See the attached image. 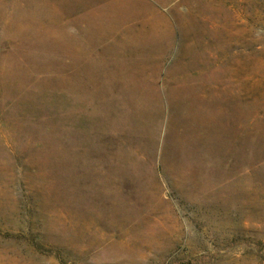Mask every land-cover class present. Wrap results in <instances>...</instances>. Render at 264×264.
Masks as SVG:
<instances>
[{
    "label": "rangeland",
    "instance_id": "rangeland-1",
    "mask_svg": "<svg viewBox=\"0 0 264 264\" xmlns=\"http://www.w3.org/2000/svg\"><path fill=\"white\" fill-rule=\"evenodd\" d=\"M0 264H264V0H0Z\"/></svg>",
    "mask_w": 264,
    "mask_h": 264
}]
</instances>
